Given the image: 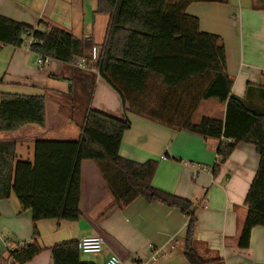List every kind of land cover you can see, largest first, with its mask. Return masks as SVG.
<instances>
[{"label":"crops","instance_id":"crops-1","mask_svg":"<svg viewBox=\"0 0 264 264\" xmlns=\"http://www.w3.org/2000/svg\"><path fill=\"white\" fill-rule=\"evenodd\" d=\"M0 14L47 32L61 28L91 40L100 50L110 24L108 15L97 13L95 0H0ZM187 14L200 20L201 31L223 39L233 94L244 97L249 84L264 86V0H203L190 4ZM30 42L26 38L20 48L0 44V101L3 93L45 96L46 126L0 133V142H15L18 159L33 161L37 141H78L91 109L126 117L131 128L124 133L120 157L140 164L158 162L153 186L193 203L198 255L212 264H264V227L252 229L248 249L239 247L248 214L245 199L260 162L253 145L238 144L216 171L220 140L176 131L131 113L93 60H51L39 67ZM225 114L226 106L218 100L202 101L193 122L224 120ZM81 178L80 219L38 222L44 250L27 264H52L54 246L94 236L104 237L107 246L102 254H81L86 263L104 264L116 255L123 264H147L152 246H174L168 257L153 264H189L184 256L187 215L143 198L114 207V196L93 161L82 163ZM34 228L32 211L22 212L15 195L0 201V264H15L10 251L30 243Z\"/></svg>","mask_w":264,"mask_h":264},{"label":"trees","instance_id":"trees-1","mask_svg":"<svg viewBox=\"0 0 264 264\" xmlns=\"http://www.w3.org/2000/svg\"><path fill=\"white\" fill-rule=\"evenodd\" d=\"M97 13L108 15L107 38L97 62L102 78L119 94L130 112L176 131L220 140L219 163H225L240 143L253 145L260 157L245 199L248 214L239 238L240 249L250 247L255 227H264V86H247L244 97L232 92L226 47L220 36L201 31L200 20L187 14L190 4L203 0H95ZM46 27V24L43 23ZM31 38L32 53L66 64L92 60L96 45L65 30L35 29L0 14V44L22 47ZM226 106L224 120L193 122L202 101ZM46 97L3 93L0 133H15L28 125L46 126ZM131 128L118 119L91 109L78 141H37L34 159L19 160L15 142H0V201L15 195L21 211H32L35 224L30 243L10 251L15 264H27L43 252L36 224L81 217V166L98 164L115 199L123 208L138 198L179 209L189 218L184 256L189 264H212L195 249L197 219L191 201L153 186L158 162L136 163L120 157L124 133ZM215 172V171H214ZM78 242L52 249V264H90L81 261Z\"/></svg>","mask_w":264,"mask_h":264},{"label":"built area","instance_id":"built-area-1","mask_svg":"<svg viewBox=\"0 0 264 264\" xmlns=\"http://www.w3.org/2000/svg\"><path fill=\"white\" fill-rule=\"evenodd\" d=\"M92 60L95 62H98L100 58V51L98 50L97 47H94L92 50ZM37 64L39 67H43L47 64L50 63L51 59L50 58H44L41 55H37ZM107 246L106 239L102 236H94V237H88L84 238L77 243L78 250L80 253L84 256L90 255V254H102ZM174 249V246L168 247H162V248H156V247H151V259L149 263L147 264H153L157 263L163 258L168 257V255L171 254V251ZM104 264H123L121 259L116 256L112 255L110 258L104 263Z\"/></svg>","mask_w":264,"mask_h":264},{"label":"water","instance_id":"water-1","mask_svg":"<svg viewBox=\"0 0 264 264\" xmlns=\"http://www.w3.org/2000/svg\"><path fill=\"white\" fill-rule=\"evenodd\" d=\"M81 261H82L83 263H86L87 259H86L85 257H83V258L81 259Z\"/></svg>","mask_w":264,"mask_h":264},{"label":"rangeland","instance_id":"rangeland-1","mask_svg":"<svg viewBox=\"0 0 264 264\" xmlns=\"http://www.w3.org/2000/svg\"><path fill=\"white\" fill-rule=\"evenodd\" d=\"M31 42H32V39H31ZM31 42H30V43H31ZM98 50L100 51V49H99V48H98Z\"/></svg>","mask_w":264,"mask_h":264}]
</instances>
